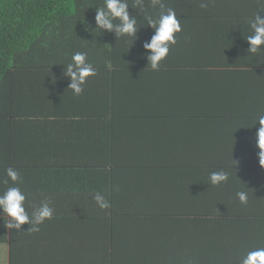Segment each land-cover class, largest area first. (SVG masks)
Masks as SVG:
<instances>
[{
  "label": "trees",
  "instance_id": "16d2710c",
  "mask_svg": "<svg viewBox=\"0 0 264 264\" xmlns=\"http://www.w3.org/2000/svg\"><path fill=\"white\" fill-rule=\"evenodd\" d=\"M128 3L142 26L130 49V37L89 30L103 0H0V179H7L9 167L20 176L31 165L38 175L57 173L52 160L34 167L36 146L77 125L59 123L51 111L81 112L78 124L104 136L94 152L122 158L126 166L108 171L92 159L97 166L81 165L64 186L69 192L74 175L91 180L90 203L79 213L92 231L91 246H83L88 264H160L152 255H166L168 264H240L249 251L264 247V238H248L249 227L264 221L254 125L264 116V51L247 54L244 39L252 34L250 18L264 12V0H207L206 8L201 0H162L182 31L157 71L143 55L142 43L153 34L144 17L163 9L151 0L143 8ZM76 52L86 53L97 72L80 96L67 89L63 75ZM113 122L127 127L114 135ZM220 169L229 179L212 186L209 174ZM20 183H0V193L12 186L23 190ZM242 190L247 204L236 197ZM97 192L109 200L108 209L97 207ZM33 202L25 201L27 212ZM175 226L180 241L159 232ZM28 227L9 231L0 221V264H75L81 249L72 230L55 218L37 233Z\"/></svg>",
  "mask_w": 264,
  "mask_h": 264
},
{
  "label": "clouds",
  "instance_id": "9594fccd",
  "mask_svg": "<svg viewBox=\"0 0 264 264\" xmlns=\"http://www.w3.org/2000/svg\"><path fill=\"white\" fill-rule=\"evenodd\" d=\"M153 7L159 6L163 9L157 17L145 16L146 26L153 34L142 43L143 55L147 61V67L157 71L161 67V62L169 54L170 48L176 44V34L182 31L180 21L173 9H164L162 0H151ZM144 0H134L132 9L143 8ZM207 0H201L200 7L206 8ZM128 0H103V6L95 9L94 28L90 31L107 32L117 37H130L132 43L129 49L137 40V33L142 26H138L137 16L129 12ZM259 13H264L260 12ZM256 12L249 21V28L252 34L244 38L249 45L246 49L249 55H258L264 51V16ZM128 49V50H129ZM97 74L96 69L88 61L87 54L76 52L71 57V62L64 66L63 75L67 77L69 89L73 96H80L84 92V85L89 77ZM258 127L255 132V146L258 149L257 159L259 166L264 169V116H260L254 125ZM253 125V126H254ZM7 179H0V183L7 185L9 181L13 185L21 180L18 170L9 167L5 170ZM229 179V173L223 169L213 171L209 174L208 182L212 186H218ZM236 197L241 204L248 203V192L238 191ZM93 199L97 207L101 210L108 209L110 202L100 192L94 194ZM26 195L20 187H7L0 193V221L3 226L11 230H20L21 226L27 224L26 232L37 233L40 225L53 217L54 209L47 201L35 207L29 215L25 208ZM240 264H264V247L249 251L240 260Z\"/></svg>",
  "mask_w": 264,
  "mask_h": 264
},
{
  "label": "crops",
  "instance_id": "0c3cea01",
  "mask_svg": "<svg viewBox=\"0 0 264 264\" xmlns=\"http://www.w3.org/2000/svg\"><path fill=\"white\" fill-rule=\"evenodd\" d=\"M28 98V97H27ZM28 100V99H27ZM52 118L58 121L61 124H67V120H70L69 124H77L71 126V129L66 131H62L61 133L55 134L52 137L48 138L46 143L42 140L41 143H38L36 148L38 152V160H36V165L34 167H43L46 166L48 161L52 160L55 163V167L59 170L57 173H51L50 171L45 170L42 175L35 174L33 166H28L26 175L21 176V186H25L21 191L26 195V200H33V207H38L41 203L47 201L54 209L53 217L50 220L56 219V221L66 229L72 230L76 236L78 241V246L76 248H80V255H76V259L72 260V263L75 264H88L87 258L84 257V247L83 246H91V229H87L86 226H82V223L85 222L88 224L86 219H83L79 213H83V207H86L90 203L89 195H87V184L91 181L88 176L84 175H74L75 180L72 182L71 188H69V192L64 188L65 185H69L68 180L71 179V176L80 168L81 165H85L88 163H92L90 166H97L95 163L91 162L93 159L94 162L96 158L100 159V164L105 166L107 170L109 169H117L126 167L123 159H115L112 160L110 157L105 154L102 150L96 153L94 152V148L99 145V148L102 146V141L104 139L103 133L101 132L99 135H95L90 124H78L81 122V112H71L69 114H65V112L55 113L51 111ZM44 119V118H43ZM42 121H39L40 124ZM47 127H52L47 121L45 122ZM127 127L125 123H119L114 126V122L112 124V128L114 131V135L121 134L123 129ZM22 132L26 130H21ZM13 131H11V135ZM13 135L12 137H14ZM122 136V135H121ZM11 137V138H12ZM96 138L99 143H96ZM113 142H110L109 148H113ZM122 144V143H121ZM117 167V168H115ZM31 168H33V172H31ZM261 168V167H260ZM262 169V168H261ZM118 171H121L117 169ZM262 178L264 179V169ZM24 174V173H22ZM108 175V174H107ZM84 185V191L83 187ZM83 197L82 199H79ZM59 198L65 202H59L56 200ZM28 214H32L28 210ZM69 214L68 219H65V215ZM50 220H46V222H50ZM261 224H256L252 227H249V231L251 235L248 238H253L254 236L258 237V239L264 238V221H260ZM169 224L172 225L170 221ZM156 224H150V227L155 226ZM58 226V225H57ZM166 226V225H165ZM149 227V231L152 232L153 229ZM176 229L172 228H163L160 229L159 232L164 233L166 238L168 239H178L180 241V231H178V226H175ZM44 230L50 231L47 226L43 227ZM171 229V230H169ZM170 231L172 234H170ZM67 237V236H65ZM175 237V238H174ZM226 236H223L225 238ZM230 238L234 241V235L230 234ZM164 250V249H163ZM232 247L229 248L228 253L232 254ZM77 254V253H76ZM152 259L160 258V264H168L166 259V255H160L158 257L152 255L149 256ZM236 257V256H235ZM168 258V257H167ZM187 262V258H180ZM43 261V260H42ZM146 261H149L148 258ZM43 263L50 264L48 261H43ZM157 264V261H156ZM174 264H183V262H176Z\"/></svg>",
  "mask_w": 264,
  "mask_h": 264
}]
</instances>
